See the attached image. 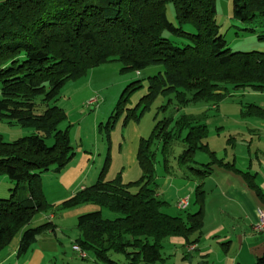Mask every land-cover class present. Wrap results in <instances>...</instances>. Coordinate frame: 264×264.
Returning a JSON list of instances; mask_svg holds the SVG:
<instances>
[{"label":"trees","instance_id":"obj_1","mask_svg":"<svg viewBox=\"0 0 264 264\" xmlns=\"http://www.w3.org/2000/svg\"><path fill=\"white\" fill-rule=\"evenodd\" d=\"M217 1L0 3V118L35 131L34 135L13 143H6L0 135V176H7L18 187L27 184L29 193V198L14 199L15 190L11 199H0V253L20 238L17 255L24 258L41 235L56 230L53 222L30 227L37 215L57 216L93 205L100 210L77 219L79 237L75 244L81 253L92 255L98 264L161 263L168 238H183L194 245L202 237L203 184L215 166L241 174L264 203V194L254 175L237 170L210 151L209 129L201 119L181 115L159 120V113H165L168 106L161 107L154 118L151 137L141 140L138 163L143 175L139 181L124 184L122 175L107 181L106 165L95 185L59 204H50L42 189V175L52 166L64 169L75 155L69 131L60 129L68 119L66 112L57 106L61 92L69 81L83 77L93 68L113 61L121 62L123 71L164 68L148 79L147 95L134 110H127L126 121L130 117L139 121L159 96H174L177 111H181L200 102L216 105L231 91L264 93V54L231 53L217 24ZM170 6L175 22L168 16ZM233 15L247 25L264 26V0H233ZM129 88L113 119L126 112L128 96L141 89ZM140 108L142 112L138 115ZM245 111L244 115L264 119L262 108L249 105ZM175 139L185 149L173 155V162L183 178L197 183L194 203L199 210L185 217L164 213L167 204L159 196L157 183L159 149L154 146H161L165 170L170 174L167 157L168 151L178 146ZM198 153L207 154L211 162H197ZM104 209L121 217L105 219ZM112 254L124 256L126 263L115 261ZM254 264H264V254Z\"/></svg>","mask_w":264,"mask_h":264},{"label":"rangeland","instance_id":"obj_2","mask_svg":"<svg viewBox=\"0 0 264 264\" xmlns=\"http://www.w3.org/2000/svg\"><path fill=\"white\" fill-rule=\"evenodd\" d=\"M168 16L170 21L175 22V14L171 6L168 9ZM216 19L221 35L227 42L231 53L258 52L264 54V26L259 24L247 25L235 19L233 0L217 1ZM249 29L254 32L249 31ZM171 38L173 42L180 44L178 39ZM123 70L124 65L121 62H109L89 70L86 75L79 79L69 81L63 88L57 106L66 112L68 119L61 125L60 129L69 131L75 155L64 169L59 170L57 166H52L48 172L42 175V189L48 202L59 201L60 203L69 199L71 194L76 195L82 191L81 187L88 188L95 185L106 165L108 168L105 179L112 181L122 175V167L129 170L133 165L138 164L141 140H147L151 137L155 126L154 118L163 106H168V110L165 112L166 114L159 113V120L181 115H192L201 119L210 130L207 140L210 149L217 151L219 158H225L228 156H226V149L228 153L230 152L229 155L233 150L230 145H227L230 135L227 131H216L215 127L221 124L226 127L229 126V119H225V116L232 117L237 115L240 110L248 107L250 103L259 104L263 101L261 93L249 90L231 91L224 101L218 103V107H221L220 111L213 109L214 104L208 102L192 104L181 111H177V101L174 96H159L152 102L151 110L145 112L139 121L132 117L126 121L127 110H134L140 100L147 95L148 79L159 72H163L164 68L151 66L141 72ZM139 81L141 83L130 87ZM137 86H140L141 89L128 96L130 100L125 108L126 112L120 114L121 116L119 115L120 117L117 119H113L118 113L122 98L125 99L129 93L127 89ZM141 112L142 108L138 110L137 114L140 115ZM34 134L35 131L32 129L22 128L18 124L0 118V135L6 143H13ZM175 144L178 146L168 151L170 174H167L165 170L161 146L159 144L154 146L155 149H159V151L157 150L156 164L157 178L163 179L172 175L174 179L182 180L181 171L173 162V155L181 154L185 148L184 146L181 148L177 139H175ZM195 160L201 164L210 162L209 156L205 153H198ZM157 183L161 190L165 181L157 180ZM15 190H17V195L14 199L29 198L27 184L18 187L7 176H0V199H11L15 195ZM191 202L188 210L175 211V214L172 215L185 217L194 213V200ZM44 215L46 214L37 215L30 227H37L44 223L41 219ZM103 217L108 220H115L120 218L121 214L104 209ZM53 223L64 224L65 237L68 240L79 234L77 220L73 222L72 219H66L64 213L57 215V219ZM62 235L59 233V236ZM19 243L20 238H16L8 250L17 248ZM167 252L166 250L162 252L163 257L166 256ZM67 253L73 262L78 264L89 262L81 260L80 252L73 251L70 241L67 244ZM89 257L94 259L90 254ZM111 257L115 261L126 263L122 255L112 254ZM58 264H62V262L58 260Z\"/></svg>","mask_w":264,"mask_h":264},{"label":"crops","instance_id":"obj_3","mask_svg":"<svg viewBox=\"0 0 264 264\" xmlns=\"http://www.w3.org/2000/svg\"><path fill=\"white\" fill-rule=\"evenodd\" d=\"M3 1L6 0H0V3ZM261 94L263 98L261 103L249 105L264 109V93ZM220 108L218 104L213 105L215 110L220 111ZM245 112L243 109L232 117L225 116V119H229V126L221 124L215 127L216 131L229 132L227 145L233 148L232 153L229 155L230 152L228 153L226 149L228 156L219 158L217 151L210 149L211 147L209 149L213 150L212 152H215L219 159L233 165L237 170L254 175L256 183L264 194V119L253 114L244 115ZM207 145L210 146L208 143ZM122 172L124 184L137 182L143 175L139 163L129 170L122 167ZM181 179L178 181L172 175L163 179L157 178L165 181L159 196L167 204L163 208L164 213L172 217H175L172 215L175 211L182 212L177 207L180 200L188 199L190 207L195 197L197 183L185 178ZM203 186L205 203L202 237L194 245L188 244L189 241L183 238H168L164 242L163 249L168 252L163 257L164 261L158 264H254L264 254V233L257 234L253 229L256 223L254 210L259 207L264 211V203L247 185L241 174L223 166H215L212 175L204 181ZM84 189L85 187H81V190ZM72 196L74 194L69 197ZM49 203L59 204V201ZM193 204L195 212L192 214H195L199 207ZM99 210L97 206L87 205L65 212L64 217L74 222L81 215ZM41 219L44 223L53 222L57 216L49 214ZM55 226V231L38 238L33 249L24 258H19L17 255L19 246L0 253V264H58V260L62 264H78L73 262L67 253V244L68 241L72 242L73 251H76L75 241L79 234L68 240L65 237L64 224H55ZM59 233L64 236H59ZM80 254L82 261H89L86 264H98L95 259H90L89 254L81 252Z\"/></svg>","mask_w":264,"mask_h":264},{"label":"built area","instance_id":"obj_4","mask_svg":"<svg viewBox=\"0 0 264 264\" xmlns=\"http://www.w3.org/2000/svg\"><path fill=\"white\" fill-rule=\"evenodd\" d=\"M177 207L180 211H186L189 207V200L182 199L178 202ZM254 216L256 219V223L253 225V229L257 234L264 233V211L259 207H256L254 210ZM76 251L80 252L79 248H75ZM192 250V249H191Z\"/></svg>","mask_w":264,"mask_h":264},{"label":"bare ground","instance_id":"obj_5","mask_svg":"<svg viewBox=\"0 0 264 264\" xmlns=\"http://www.w3.org/2000/svg\"><path fill=\"white\" fill-rule=\"evenodd\" d=\"M192 250H193V248H192Z\"/></svg>","mask_w":264,"mask_h":264}]
</instances>
